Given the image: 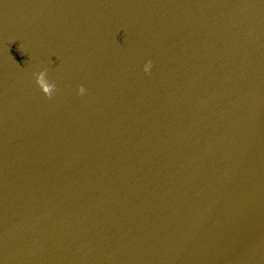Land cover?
Returning <instances> with one entry per match:
<instances>
[{
    "label": "water",
    "instance_id": "water-1",
    "mask_svg": "<svg viewBox=\"0 0 264 264\" xmlns=\"http://www.w3.org/2000/svg\"><path fill=\"white\" fill-rule=\"evenodd\" d=\"M0 264H264V0H0Z\"/></svg>",
    "mask_w": 264,
    "mask_h": 264
},
{
    "label": "clouds",
    "instance_id": "clouds-1",
    "mask_svg": "<svg viewBox=\"0 0 264 264\" xmlns=\"http://www.w3.org/2000/svg\"><path fill=\"white\" fill-rule=\"evenodd\" d=\"M152 61L147 60L143 65V71L145 73H149L152 69ZM35 75V82L40 88V90L43 92L45 96L52 97L56 92V85L54 82H51L48 79V71L47 69H44L38 73H34ZM86 92V89L83 86H80L78 88V94L84 95Z\"/></svg>",
    "mask_w": 264,
    "mask_h": 264
}]
</instances>
